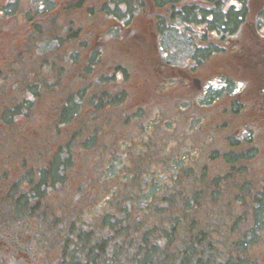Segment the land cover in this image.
Returning <instances> with one entry per match:
<instances>
[{"label": "trees", "instance_id": "obj_1", "mask_svg": "<svg viewBox=\"0 0 264 264\" xmlns=\"http://www.w3.org/2000/svg\"><path fill=\"white\" fill-rule=\"evenodd\" d=\"M44 1L30 3L23 23L15 0L0 8V264H264V166L254 175L253 151L225 145L227 130L162 129L158 117L135 112L127 90L111 85L131 77L138 57L131 73L117 62L104 74L105 48L91 38L96 24L52 15L33 21L47 13ZM112 1L125 7V17L111 14L115 26L105 31L117 37V26H129L146 4ZM148 1L161 12L153 22L162 39L178 24L187 39L190 22L202 21L206 30L224 23L222 0ZM85 4H70L66 14H83ZM95 11L85 7L87 16ZM27 23L29 31L21 30ZM127 35L129 43L137 40L133 31ZM13 37L20 42L9 43ZM50 40L51 52H39ZM160 62L151 51L142 70L159 92L176 85L161 75L176 68ZM54 100L51 128L31 119ZM192 149L199 150L195 162Z\"/></svg>", "mask_w": 264, "mask_h": 264}, {"label": "rangeland", "instance_id": "obj_2", "mask_svg": "<svg viewBox=\"0 0 264 264\" xmlns=\"http://www.w3.org/2000/svg\"><path fill=\"white\" fill-rule=\"evenodd\" d=\"M80 1L82 0H46L44 1V5L47 9V13L42 14V15H36V14L33 15L34 16L33 21L35 20V21L42 22L45 20L46 18L45 16L52 15V16H56L55 19L57 18L61 19V22L67 17H69L68 19H70L71 23H75V24L81 22V20L74 19V18H80L84 20V23H81L84 26L89 25L90 23L93 22V24H96V25L92 26L93 29H92L91 34H95V35H92L91 38L93 39L96 37L97 40L99 41V44H101V47L105 48V50H103L105 52V57L101 61V64H100L101 68H103L105 71L104 74H107V75H110V73L113 74L112 73L113 64L117 62L121 63L122 66L129 67V70L131 69V71L129 72L131 73L135 69L133 66V62L136 59V57H138L136 70L132 72L133 76L131 75V77H128L126 82L125 83L122 82L121 85L119 84V82H115L114 85L113 84L111 85L112 88L118 85L117 86L118 88L123 87L127 90V95L125 99L129 101L131 100L130 103L133 104V107L131 109H134L135 112L138 109L142 110L143 114L141 115H143V117L154 116L155 119L158 117L157 123L161 124L160 128L162 129L164 126L170 125L172 127L169 130H189V126L192 127V130H204L206 127L204 117L199 118L197 122L196 120L195 121L193 120L194 118V116H192L193 115L192 114V94L193 93L191 91L190 86L187 84V82L184 81L185 77H182L181 79V76H180L181 74H179V69L184 71L185 73L190 72V66L193 63L192 61H194V59L191 56L192 50H193V47L191 46V42H190L191 39L189 37H187V39H184L182 37L183 36L182 33L185 32V29L184 30L182 29L183 26L181 24H178V27H176V31L175 32L169 31V33L166 34V36L163 37V39L159 37V35H157L156 37L155 36L150 37L148 30L150 31L151 34H154L156 32V28H154V22H153L154 20L153 13H156V12L161 13V12L159 10L154 9L152 7V4L148 0H133L134 6L139 5L142 2H144L146 5L145 7L142 8L141 12L139 11L137 13V15L133 18L131 22L132 28L130 27V30H132L133 33L136 35L137 40H135L134 42L131 40L129 43L127 34L129 33L130 30L126 32L125 31L121 32L119 36L117 37L114 36L111 30H109L108 32L103 31L104 30L103 26L105 24H106L105 26H114L113 23H107L109 20L105 19L111 16V14H116L117 16H119V18H122V19L125 17L124 11H123L125 7L121 5L123 3H119L118 5L117 3H114L112 0H86V4L82 5L83 8L80 12L86 15L85 7L88 5H91V6L94 5L96 8L95 13L89 14L90 16L86 15L87 17H84L83 14H79V11H77L78 13L75 12L77 14H72V15L66 14L67 13L66 10L70 6V4H73L75 6V4L77 2L79 3ZM6 2L7 0H0V8L4 6L3 4H5ZM37 2L38 0H15V3L12 4V5H15L16 7L15 9L16 11L14 12L15 16H17L18 19H20L23 23V20H25L26 13L28 12V10L31 11V9H34V6H32L30 3L37 4ZM81 4L83 3H80V5ZM257 4L259 6L264 5V0H258V2L255 0H252L251 5H253V10L256 9V11L258 12L262 10L263 8L257 10L256 8ZM149 6H151L152 8H150ZM164 15L167 17V14H164ZM253 15H254V12L250 10V13L248 15L249 17L248 20L254 22L255 18L253 17ZM73 20L75 22H73ZM144 24L146 26L145 27L146 31L143 28ZM204 24L205 23H203L202 21L197 22L198 31H201L200 28L203 27ZM25 27L29 31V27H31V24L27 23V26L25 24V26H22L21 30H24ZM14 29L16 30L15 26H14ZM189 31H190V28H188V32ZM243 36L245 38L247 37V30L245 31ZM42 38L46 39V37H42ZM8 39L9 38L7 37V40ZM15 39L17 42H20V40L15 37L10 39L8 42L10 43ZM53 41L50 40L47 42H43L41 46L38 47L39 52L41 53L51 52V50L55 46V43ZM2 43L3 41L0 40V55L3 53V49H5L6 47V45H1ZM147 43H149L148 46L150 47L152 46L153 48V50L151 49V51L153 52V57L160 56L161 59L160 60L158 59L159 61L162 60L163 62L164 61L169 62L171 66L173 65L174 68H176L174 72L177 76L176 77L173 76V77L176 78L175 86L177 87L172 89L171 91L170 89H168L167 91L164 89L159 92L158 87L152 85L153 80H152V74L150 73V71L148 70L146 74L143 73L142 70L148 69L149 64H150V63L148 64V60H149V53L151 55V51L148 49V46L146 45ZM158 47H162V48H159L160 50L158 51L157 50ZM83 56H82V60L84 61ZM86 57H87V54H86ZM228 60H229L228 56L226 57L223 54H216L206 59L204 63L198 66L195 70L197 71L198 75L203 80H205L207 77L206 72L210 69L212 62L222 65ZM3 63H5V60L3 59L2 56H0V66H2ZM36 65L37 67H40V68H46L45 63L43 64L37 61ZM151 65H152V62H151ZM67 66L69 65L67 64ZM69 70L71 69H68L67 71ZM153 73H154V70H153ZM67 74L69 73L68 72L65 73L62 78L63 81L65 82L69 81ZM71 74L75 76V73H71ZM116 75L121 76V72L118 71ZM164 75L165 77H172V73L170 72H165ZM82 79L83 78H80V80H77L78 81L77 83L84 82L82 81ZM70 80H72V78ZM168 80L169 79H167L166 81ZM104 81L106 82L103 85H105L106 87L109 86V84H111V82H108L107 80H104ZM68 87H69L68 89L71 90L72 87L71 88L70 86ZM112 88H109L106 90L109 91ZM164 91L168 93H164ZM55 104H56L55 100L49 101L48 103L43 104V106H41V109H40L43 111L42 116L39 117V114H38L40 113L39 111L35 115L32 113L31 119L33 121H41V122H42V119H44L43 122L46 124L48 123V125L50 126L52 124L50 121L53 120L51 113L52 111H54ZM85 106L88 109L92 108L90 104H87ZM41 122H36V124L39 125ZM27 125L29 128H32L30 123H28ZM51 127L52 125L50 126V128ZM173 127L175 129H173ZM207 131H210V130H207ZM227 132L228 134H230L229 135L230 137L231 135H233V130H227ZM203 135H205V132H200L199 137L201 138ZM232 140H233L232 138H228L226 140L227 144H229ZM223 143L226 145L225 141H223ZM252 143L254 144L256 142L252 141ZM217 144L220 145L218 142L215 143V145ZM222 147H223V144H222ZM261 152H263V150H261ZM198 154H199V150L192 149V161L194 162L197 161ZM187 162L188 160H184V164H187ZM263 163L257 162L256 160L251 161L250 164H252L253 166H251L250 168L254 172V175L257 176L258 174H260V170H259L260 167L258 166H261V165L264 166ZM162 232L167 233L170 236V238H172L171 233L169 231L163 230ZM173 235L174 233H172V236ZM38 261H41V263L43 264L41 259H38ZM41 263L37 262V264H41ZM22 264H31V263L28 261V259H26V262H23Z\"/></svg>", "mask_w": 264, "mask_h": 264}, {"label": "flooded vegetation", "instance_id": "obj_3", "mask_svg": "<svg viewBox=\"0 0 264 264\" xmlns=\"http://www.w3.org/2000/svg\"><path fill=\"white\" fill-rule=\"evenodd\" d=\"M195 2L188 0L190 6ZM251 2L252 0H222L221 13L225 16L224 23L213 22L208 30L201 27V31H198L197 23L190 22L188 36L193 47L191 56L194 61L190 72L185 73L179 69V74L181 79L185 77L184 81L193 93V120L197 122L199 118L204 117V130H233L230 138L234 140L231 142L240 144L238 150H252L254 159L264 162V5L257 4V10L263 8L257 12L256 9L253 10ZM210 7L212 6L208 8ZM210 10L212 19L214 10ZM250 10L254 12V22L248 20ZM229 15L235 18L231 24L229 18H226ZM113 18L116 19L109 16L108 23L114 21ZM111 27L105 26L103 31ZM117 27L121 32L132 28L131 24L126 27L119 24ZM145 27L144 24L143 28ZM246 30L245 38L243 35ZM148 32L150 37L158 35L156 32ZM159 48L162 47H158V51ZM148 49L153 50L152 46H148ZM216 54L228 56L229 60L222 65L212 62L206 72L207 77L203 80L195 69ZM157 58L161 59L160 56ZM161 75L163 80L177 76L175 72L171 78H164L162 73ZM194 79L198 80L197 84ZM176 87L169 84L170 91ZM252 141L256 143L253 144ZM225 143L227 144L226 141Z\"/></svg>", "mask_w": 264, "mask_h": 264}, {"label": "water", "instance_id": "obj_4", "mask_svg": "<svg viewBox=\"0 0 264 264\" xmlns=\"http://www.w3.org/2000/svg\"><path fill=\"white\" fill-rule=\"evenodd\" d=\"M194 82L197 84L198 83V80L197 79H194Z\"/></svg>", "mask_w": 264, "mask_h": 264}]
</instances>
